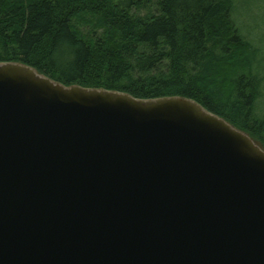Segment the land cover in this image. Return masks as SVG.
Returning <instances> with one entry per match:
<instances>
[{
    "label": "water",
    "instance_id": "1",
    "mask_svg": "<svg viewBox=\"0 0 264 264\" xmlns=\"http://www.w3.org/2000/svg\"><path fill=\"white\" fill-rule=\"evenodd\" d=\"M0 264H264V148L189 98L0 62Z\"/></svg>",
    "mask_w": 264,
    "mask_h": 264
},
{
    "label": "trees",
    "instance_id": "2",
    "mask_svg": "<svg viewBox=\"0 0 264 264\" xmlns=\"http://www.w3.org/2000/svg\"><path fill=\"white\" fill-rule=\"evenodd\" d=\"M256 57L229 0H0V62L65 86L189 98L264 148Z\"/></svg>",
    "mask_w": 264,
    "mask_h": 264
},
{
    "label": "rangeland",
    "instance_id": "3",
    "mask_svg": "<svg viewBox=\"0 0 264 264\" xmlns=\"http://www.w3.org/2000/svg\"><path fill=\"white\" fill-rule=\"evenodd\" d=\"M231 3V20L239 34L249 42L257 52L255 67H259L258 78L261 80L256 111L264 115V0H229ZM155 4L143 9H134L133 14L148 17L156 14Z\"/></svg>",
    "mask_w": 264,
    "mask_h": 264
}]
</instances>
